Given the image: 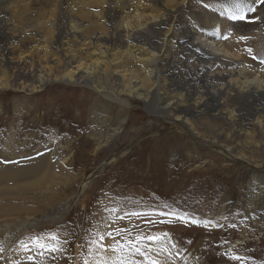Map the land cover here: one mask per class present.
<instances>
[{
	"label": "bare ground",
	"instance_id": "bare-ground-1",
	"mask_svg": "<svg viewBox=\"0 0 264 264\" xmlns=\"http://www.w3.org/2000/svg\"><path fill=\"white\" fill-rule=\"evenodd\" d=\"M249 7L255 11L248 12ZM241 10L247 19L232 20ZM262 61L261 0H0V90L32 95L49 83L65 84V89L78 84L81 96L89 95L77 99L76 113L81 117L91 105L109 133L103 140L96 135L99 146L120 132L134 100L180 122L194 139L222 146L232 162L247 163V172L239 177L245 204L241 225L246 236L264 230ZM29 100L15 99V111L27 110ZM114 108L116 117H107ZM173 138L180 146H193L183 134L174 133ZM11 143L10 137L0 144V195H31V187L42 183L56 150L22 157L15 155ZM169 145H163L160 152L168 151ZM194 147V153L204 152ZM31 197L38 201L35 205L40 203L36 199L40 196ZM43 197L44 206L58 200L52 193ZM241 198L217 203L221 221L229 223L228 214ZM36 213L23 205L20 210L0 207V221L8 219L0 229L8 248L11 229L27 226L10 217L22 219ZM52 217L51 213L48 218ZM107 218L101 217V233ZM36 250L35 264L53 260L66 264L70 259L63 248L52 254ZM116 255L100 254L93 264H112Z\"/></svg>",
	"mask_w": 264,
	"mask_h": 264
},
{
	"label": "rangeland",
	"instance_id": "rangeland-1",
	"mask_svg": "<svg viewBox=\"0 0 264 264\" xmlns=\"http://www.w3.org/2000/svg\"><path fill=\"white\" fill-rule=\"evenodd\" d=\"M63 85L49 83L32 95L0 90V144L11 137L13 152L22 157L56 150L42 183L30 189L31 195L40 196L36 198L40 207L28 192L27 196L0 195V207L20 210L23 205L37 211L26 218L23 213L22 219L10 217L27 226L11 229L9 248L0 232V264H35L28 257L39 248L37 238L63 248L71 259L66 264H93L100 254H111L117 240L163 233L169 234L163 243L173 256H157L162 264H264V230L246 236L241 225L245 204L239 177L247 172V163L232 162L222 146L194 139L183 124L152 112L140 100L129 106L120 132L99 146L96 135L103 140L109 134L105 123L90 110L91 105L82 107L81 117L76 113L77 99L89 93L81 96L78 84L67 89ZM18 98L31 100L26 105L29 110L15 111ZM114 109L107 117H116ZM174 133L185 135L193 146L173 142ZM167 143L168 151L161 153ZM193 147L204 152L194 153ZM192 190L198 192L196 197ZM46 192L58 198L55 204L44 206L40 199ZM236 198L241 201L235 203L226 224L220 220L218 204ZM51 213L52 219L48 218ZM102 215L108 217L103 233ZM7 220L0 221V229ZM150 243L152 249L159 248L157 242ZM152 254L156 256L154 250ZM236 256L241 259H233Z\"/></svg>",
	"mask_w": 264,
	"mask_h": 264
},
{
	"label": "snow or ice",
	"instance_id": "snow-or-ice-1",
	"mask_svg": "<svg viewBox=\"0 0 264 264\" xmlns=\"http://www.w3.org/2000/svg\"><path fill=\"white\" fill-rule=\"evenodd\" d=\"M261 2L264 3V0H261ZM247 11L254 12L255 9L249 7L247 8ZM231 19L245 20L247 17L244 13V10H241L240 15H233L231 16ZM239 39L244 40L246 38L241 36ZM248 52L251 53L252 49H248ZM108 235L112 236L113 234L109 232ZM168 238L169 234L163 233L147 236L138 235L136 236L135 240L125 239L122 243L117 240L111 245L113 252L117 253L115 259L112 261V264H162V261L156 258L157 256L166 255L169 259L173 256V253L170 251V249L163 243V241ZM53 239H56V237H53ZM100 239L104 240L105 238L101 236ZM150 242H157L159 244V248L156 250V256L152 254L153 249ZM36 243L38 244L39 248L46 249L50 254L60 251V249L53 244L40 243L39 238H37ZM172 247H175V244H173ZM40 254L43 255L44 253L41 252ZM175 255L179 256L180 253L176 252ZM28 259L31 260L33 257L30 256ZM233 259L240 260L241 257L236 256L233 257Z\"/></svg>",
	"mask_w": 264,
	"mask_h": 264
}]
</instances>
